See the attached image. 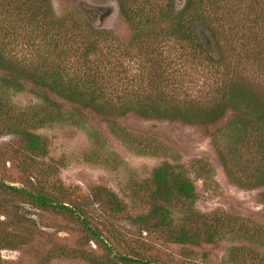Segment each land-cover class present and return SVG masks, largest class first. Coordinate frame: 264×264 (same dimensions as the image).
I'll return each mask as SVG.
<instances>
[{
  "label": "trees",
  "instance_id": "trees-1",
  "mask_svg": "<svg viewBox=\"0 0 264 264\" xmlns=\"http://www.w3.org/2000/svg\"><path fill=\"white\" fill-rule=\"evenodd\" d=\"M117 4L132 30L125 46L109 33L92 31L73 10L56 16L49 0H0V133L19 136L23 151L43 159L47 144L34 130L59 121L78 125L87 114L98 116L127 147L142 153L158 152L159 147L144 145L142 137L123 127L120 119L126 114L199 125L229 179L243 188H261L264 201V0ZM19 36L32 43L38 40L25 59H18L11 49ZM169 49L177 51L174 59L180 66L187 61L192 79L177 78L170 68ZM123 56L138 60V78L128 79L129 64ZM26 85L40 102L17 106L11 96ZM147 180L137 190L146 205L139 217L145 229L179 244L214 242L227 234L249 238L263 250L233 246L227 263L264 264L263 224L198 212L193 206L194 182L171 162L154 167ZM54 186L62 197L69 195L62 184ZM8 188L78 218L85 230L101 237L78 205L64 203L42 188ZM99 200L114 212L124 210L113 192L103 193ZM61 254L103 264L87 251L62 248ZM133 260L156 264L139 256Z\"/></svg>",
  "mask_w": 264,
  "mask_h": 264
},
{
  "label": "rangeland",
  "instance_id": "rangeland-1",
  "mask_svg": "<svg viewBox=\"0 0 264 264\" xmlns=\"http://www.w3.org/2000/svg\"><path fill=\"white\" fill-rule=\"evenodd\" d=\"M49 1L56 16L73 10L92 31L113 35L121 46L132 37L117 0ZM86 7L92 10L86 11ZM93 7L103 9L99 23L95 22L97 10ZM17 39L12 52L18 59H25L29 46L37 47L38 40L32 43L27 37ZM167 45L171 46V41ZM176 52L169 49L170 68L178 79H192L190 65L186 61L180 66V61L174 59ZM123 59L129 64L128 79L138 78V60ZM202 77L198 75L199 82ZM30 89L26 85L24 91L13 93L12 101L17 106L39 103ZM84 119L78 125L59 121L35 129L47 144L43 159L23 151L19 136L9 131L0 133V264H90L80 257L62 255V248L87 251L103 264H143L133 260L137 256L156 264H231L227 263V254L233 246L263 250L255 241L235 234L214 242L174 243L139 222L146 205L137 190L148 182L154 167L168 161L194 182L197 196L193 206L198 212L228 214L245 224L264 225L262 189L243 188L229 179L202 126L126 114L120 119L121 125L142 137L144 145L159 147L158 152L142 153L127 147L98 116L87 114ZM58 184L69 195L62 197L54 186ZM9 186L42 188L44 193L58 195L64 203L78 205L82 217L98 229L101 237L85 230L78 218L38 205ZM107 191L124 203L123 211L114 212L99 200ZM124 256L130 259H122Z\"/></svg>",
  "mask_w": 264,
  "mask_h": 264
},
{
  "label": "flooded vegetation",
  "instance_id": "flooded-vegetation-1",
  "mask_svg": "<svg viewBox=\"0 0 264 264\" xmlns=\"http://www.w3.org/2000/svg\"><path fill=\"white\" fill-rule=\"evenodd\" d=\"M95 8V10H97L96 14H97V18L95 20L96 23H99L101 21V18L103 17V9H101L100 7H93V9ZM88 10H92V7H86V11ZM89 13V12H88Z\"/></svg>",
  "mask_w": 264,
  "mask_h": 264
}]
</instances>
